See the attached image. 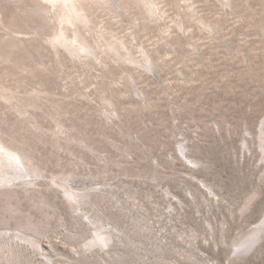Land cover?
<instances>
[{
    "label": "rangeland",
    "instance_id": "374dc122",
    "mask_svg": "<svg viewBox=\"0 0 264 264\" xmlns=\"http://www.w3.org/2000/svg\"><path fill=\"white\" fill-rule=\"evenodd\" d=\"M1 6L0 150L29 170L1 172L0 264H264L233 246L264 224V0L90 1L92 51L57 6Z\"/></svg>",
    "mask_w": 264,
    "mask_h": 264
},
{
    "label": "bare ground",
    "instance_id": "6f19581e",
    "mask_svg": "<svg viewBox=\"0 0 264 264\" xmlns=\"http://www.w3.org/2000/svg\"><path fill=\"white\" fill-rule=\"evenodd\" d=\"M90 1H96V0H50V1H48V3H52V5H50V6L46 5V3H44V0H36L37 4L39 6L38 10L39 11H45V12H47V14H49V11L51 10L52 6H54V7L57 6V8H60V15L64 18V20L71 23L72 25H74L76 27V30H75L76 36L79 38L78 41L80 42V45L83 46L84 48H86L87 50L92 51L93 49L88 44L85 37L81 35L80 23H79V21L85 22V20L87 18V13H88L87 11L88 10L86 12H83V11L88 8L87 6H88V3ZM1 3H2V0H0V9H3V8H1L2 7ZM25 10H26V8L25 9L22 8V10H15L10 15V18L7 20V21H9L8 27L10 26L12 28L13 32L23 31V29L26 30V27L28 29H30L32 27V31H34L36 33L38 32V34H39L41 32V30L45 27L44 26L45 24L42 25V24L37 23L38 25L36 24V26H34L33 25L34 23L33 22L31 23L29 20V19H33V18H30L32 15H30V17L28 19L27 17L29 15V13L26 14ZM23 11H24V14L26 16L24 14H22ZM45 12L42 15L45 16V20H46L47 14L45 15ZM0 13H3V11L0 10ZM57 14H59V13H57ZM63 18H61V19H63ZM57 39L61 43L66 44L68 47L74 48L72 43L67 40V38L65 37L63 32L57 33ZM23 46H25L24 40H19V41L10 40L9 43H4L3 40H0V60L8 61V62L14 63L16 65L22 66V61H20L18 59V57L16 56V52L18 51V49H20ZM261 133L263 136L262 138L264 140V129H262ZM262 144H263L262 147L264 150V143H262ZM181 149H182V151L185 150L184 144L183 145L181 144ZM12 170H13V172H16V173H12L13 176L23 177V176L28 174L27 171L29 170V167H28L27 163H24L21 160V158L18 157V153L15 152L14 150H5V151L0 150V176H2L1 172L7 171L8 174H10L12 172ZM25 181L26 182H32L33 180L25 179ZM2 183L8 184L11 182L6 180V179H0V184H2ZM4 191H7L9 193L10 190L5 189ZM4 191L1 190L0 193L5 194ZM66 194H68L69 198H72L77 204L80 203V201H81V200H79V198L84 197V195H82V194H76L74 192H69V191L66 192ZM76 203H74L73 201L72 202L70 201V203H69L72 207V211L74 212V214L78 213V211L80 209V207L78 206L79 204L77 205ZM96 231H98V230H96ZM19 237H21L22 240H26L29 243V246L32 248V250L35 253H39V254L41 253L40 250L42 249V247H41V242L39 240H37L36 238H33L32 236L29 237V235H27V234H24V235L22 234ZM111 239L112 238L110 237V235H106L105 233L97 232L95 237H94L93 243L97 244L103 248L104 246H107L110 243ZM263 239H264V224L257 226L255 228H252L248 232L242 234L239 238H237L234 241L233 246H234L235 250L237 251V254L241 255V257H244L245 255L247 256L252 250L256 249L258 246H261L262 245L261 241ZM230 261H231L230 264H232L234 262L233 260H230ZM40 264H53V263L50 261H43L42 260V262Z\"/></svg>",
    "mask_w": 264,
    "mask_h": 264
}]
</instances>
